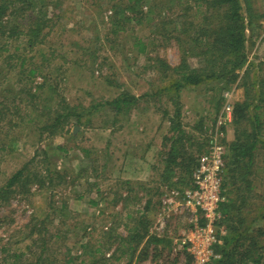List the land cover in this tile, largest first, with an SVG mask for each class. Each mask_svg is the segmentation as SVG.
<instances>
[{
	"label": "rangeland",
	"instance_id": "374dc122",
	"mask_svg": "<svg viewBox=\"0 0 264 264\" xmlns=\"http://www.w3.org/2000/svg\"><path fill=\"white\" fill-rule=\"evenodd\" d=\"M106 1L28 0L26 10L7 8L1 20L0 187L24 165L21 184L29 180L25 190L14 187L0 198V262L194 264L174 243L189 227L181 218L169 219L160 241H144L132 256L117 249L118 237L142 214L149 215L152 228L162 196L190 185L192 172L181 175L178 169L169 185L159 180L168 139L177 135L169 120L178 119L185 147L202 152L217 126L224 94H230L232 106L242 99L241 82L238 77L229 83L205 80L178 94L167 90L171 68L189 49L187 36L194 30L181 21H190L194 10L184 11L176 0H142L134 12L117 15L121 30L116 32ZM240 2L250 78L259 79L264 76V0ZM36 17L41 30L29 45L25 27ZM14 27L20 34L12 33ZM183 57L191 67L202 65L201 56ZM120 95L137 101L129 99L121 111L104 104ZM67 104L78 118H62L54 134L40 130ZM219 130L224 144L232 141L231 123ZM255 161V170L264 168V152ZM257 175L263 177L262 169Z\"/></svg>",
	"mask_w": 264,
	"mask_h": 264
},
{
	"label": "trees",
	"instance_id": "16d2710c",
	"mask_svg": "<svg viewBox=\"0 0 264 264\" xmlns=\"http://www.w3.org/2000/svg\"><path fill=\"white\" fill-rule=\"evenodd\" d=\"M27 1L0 0V25L7 8L17 6L25 8ZM142 4V0H107L105 8L111 13L108 22L112 24L116 32L120 31L121 21L117 15L127 11L134 12ZM176 5L186 6L184 11L194 10V17L192 16L190 21L187 19L181 21L183 27L189 25L194 30L187 36L190 47L188 50L184 48L179 64L171 68L173 75L166 81L165 88L173 89L178 94L182 88L198 85L205 80L223 79L229 83L235 82L238 77L243 92L242 99L233 102L232 106L233 139L226 144L223 143L226 145L222 173L225 201L220 203L219 210L222 215L220 225L225 229V234L221 239L222 243L214 248L220 257L212 260L211 264H264V175L263 177L257 175L260 169L264 172V168L255 170L257 155L264 152V76L254 80L250 78L251 71L248 68L245 51L246 24L242 15L241 2L240 0H176ZM199 8H203L200 13ZM197 15L200 16L197 18ZM28 22L24 34L27 44L33 45L41 30V20L36 17L35 20L31 18ZM189 26L185 27V32ZM13 29V34H20L17 27ZM139 46H142L140 42ZM184 54H189L191 57L201 56L202 65L191 67L186 57H183ZM238 71L242 72L240 77ZM33 72L34 69H30L29 73ZM129 99L128 95L127 97L120 95L115 100L104 104H109L117 111H121L122 104L126 105ZM130 100L137 101V98L132 96ZM72 109L75 108L65 105L62 107L64 113H56L51 123L39 127L40 130L45 127L51 130L50 134H54L62 118L77 116L72 113ZM169 123L173 124L170 128L171 133L177 132L180 137L171 135L168 139L170 140L168 151L163 154L159 180L165 183V186L170 184L174 170L178 169L181 175L182 172L186 175L191 173L196 157L201 154L200 148L189 149L181 143L185 139L182 138L184 132L180 131L178 119H171ZM26 166L12 173L6 183L0 187L1 199L12 193L14 187L22 186L21 188L25 190V184L29 179L26 177L25 184H21V177L26 172ZM27 176L30 175L27 173ZM257 177L262 180L260 185L255 182ZM36 181L39 180L36 179ZM130 184L128 181L123 182L125 186ZM185 184L188 185V180ZM127 191L131 192L130 187H127ZM122 199L125 202L129 197L127 195ZM150 205L151 201L148 199L146 206ZM250 214H254L251 220L248 219ZM150 220L149 215L144 214L132 219L133 224L127 228V234L118 237L117 249H121L122 254L128 253L132 256L144 241L145 243H149L150 240L154 243L160 241L159 238L149 235ZM258 220L263 225L255 226ZM11 256L18 257V255ZM9 262L7 258H3L0 264ZM33 264L43 263L36 261Z\"/></svg>",
	"mask_w": 264,
	"mask_h": 264
},
{
	"label": "built area",
	"instance_id": "2783aa9c",
	"mask_svg": "<svg viewBox=\"0 0 264 264\" xmlns=\"http://www.w3.org/2000/svg\"><path fill=\"white\" fill-rule=\"evenodd\" d=\"M224 104L217 118V126L209 132L203 151L197 156L188 188L173 189L161 198V210L149 232L157 238L166 232L169 219L181 218L189 227L179 231L178 249L186 251L194 264H211L220 255L214 250L222 243L224 230L220 203L225 201L222 189L225 147L224 134L219 128L232 119L230 94H224Z\"/></svg>",
	"mask_w": 264,
	"mask_h": 264
},
{
	"label": "crops",
	"instance_id": "0c3cea01",
	"mask_svg": "<svg viewBox=\"0 0 264 264\" xmlns=\"http://www.w3.org/2000/svg\"><path fill=\"white\" fill-rule=\"evenodd\" d=\"M141 158L143 159V161H145V160H146V157H145V155H144L143 157L141 156Z\"/></svg>",
	"mask_w": 264,
	"mask_h": 264
}]
</instances>
